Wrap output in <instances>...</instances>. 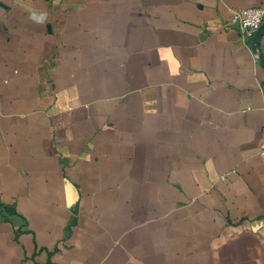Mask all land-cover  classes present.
<instances>
[{
	"label": "crops",
	"instance_id": "obj_1",
	"mask_svg": "<svg viewBox=\"0 0 264 264\" xmlns=\"http://www.w3.org/2000/svg\"><path fill=\"white\" fill-rule=\"evenodd\" d=\"M247 8L0 0V264H264Z\"/></svg>",
	"mask_w": 264,
	"mask_h": 264
},
{
	"label": "built area",
	"instance_id": "obj_2",
	"mask_svg": "<svg viewBox=\"0 0 264 264\" xmlns=\"http://www.w3.org/2000/svg\"><path fill=\"white\" fill-rule=\"evenodd\" d=\"M264 22V9L247 8L235 11L227 26L233 28L239 35L243 45L257 58V50L253 43L255 34ZM259 154L264 156V140L259 146Z\"/></svg>",
	"mask_w": 264,
	"mask_h": 264
},
{
	"label": "water",
	"instance_id": "obj_3",
	"mask_svg": "<svg viewBox=\"0 0 264 264\" xmlns=\"http://www.w3.org/2000/svg\"><path fill=\"white\" fill-rule=\"evenodd\" d=\"M263 33H264V22L261 24V26L257 30L255 37L253 39V43H254L255 48L257 50V59L261 62H264V59H263V57H261V53H260V39H261Z\"/></svg>",
	"mask_w": 264,
	"mask_h": 264
}]
</instances>
